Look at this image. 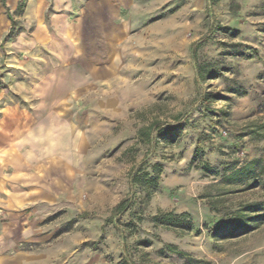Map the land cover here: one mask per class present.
<instances>
[{
    "label": "rangeland",
    "instance_id": "1",
    "mask_svg": "<svg viewBox=\"0 0 264 264\" xmlns=\"http://www.w3.org/2000/svg\"><path fill=\"white\" fill-rule=\"evenodd\" d=\"M21 2L0 0L2 89L7 73L39 80L49 51L70 42L97 61L55 105L53 131L35 136L38 163L23 172L36 177L38 199L22 202L11 256L264 264V0H33L19 16ZM17 31L22 40L11 41ZM35 34L54 47L35 43L33 63L15 71L8 52ZM170 124L185 127L157 137ZM151 127L149 140L141 131ZM168 213L187 214L194 230L154 223ZM237 218L236 230L227 222Z\"/></svg>",
    "mask_w": 264,
    "mask_h": 264
},
{
    "label": "crops",
    "instance_id": "2",
    "mask_svg": "<svg viewBox=\"0 0 264 264\" xmlns=\"http://www.w3.org/2000/svg\"><path fill=\"white\" fill-rule=\"evenodd\" d=\"M31 1L33 0L28 1L26 9ZM68 25V23L65 25L66 29ZM22 34L23 31H19L11 41H21ZM25 43L26 49L8 52L10 62L14 65L11 67L14 69L19 63H26L27 67L33 63L30 59L36 55L35 43L38 46L42 43L52 44L54 47L51 38L39 37L38 34L32 35ZM20 45L23 47V43ZM66 47L68 50L65 53L61 51L57 56H55L57 51L53 49L49 51L50 55H46L47 61L53 65L39 77V80L37 74L35 76L33 73L30 74L32 81L37 80L35 83L27 79L26 81L12 79L10 73H7L3 81L6 79L8 85L5 84V88L2 89L1 83L5 81L0 80V88L3 90L0 91V264H21L20 260L11 254L19 242L17 234L21 230L17 231V219L23 206L22 202L38 199V191L34 188L36 177L33 179L28 173L29 171L31 173L38 163L36 155L38 141L35 136H38L40 130L45 135L53 131L55 105L64 100L66 90L72 86L74 88L81 86L82 74L89 72V67L97 61L89 50L84 54L79 42H70ZM55 57L60 60L57 69L54 66ZM39 59L42 61L44 58L39 56ZM82 61H87V65L85 63L81 65ZM40 64L43 65V62ZM15 71L22 70L17 68ZM8 93L17 96L9 97ZM24 169L28 171L26 174L23 172Z\"/></svg>",
    "mask_w": 264,
    "mask_h": 264
},
{
    "label": "trees",
    "instance_id": "3",
    "mask_svg": "<svg viewBox=\"0 0 264 264\" xmlns=\"http://www.w3.org/2000/svg\"><path fill=\"white\" fill-rule=\"evenodd\" d=\"M29 0H22V2L19 5V9L20 11L18 12L19 16H22L26 10L27 7V3ZM5 2V1H4ZM8 18L12 21V23L15 25V20L14 18L10 15V13L8 12ZM19 31L15 32L13 35H15L16 33H18ZM209 79H217L218 77H220L219 74H217L216 72H209L208 73ZM199 75L200 77H204L205 74L202 70V68L199 69ZM205 79V78H203ZM209 102V99L206 101V103ZM184 125L181 126H176V125H168V126H164V127H158L157 130V137L160 138H169L172 137L174 134H177L179 132H181V130L184 128ZM153 132V128H149V132L145 133L143 130L141 131V135L147 137L149 140L151 139V133ZM207 136V134L203 133L200 137V139L198 140V146H197V152H199V149L201 147L202 142L204 141L205 137ZM199 157V153L196 155V158ZM209 166L206 164L204 165L203 169L205 171L209 170ZM150 181H154V178H151ZM153 221L156 225L158 226H164L167 228H174V229H181L185 232H191L194 230V226L192 221L189 219V216L187 214H182L180 216L174 215L172 213H168V214H160L157 215L153 218ZM229 225H232L236 230L238 228H243V222L237 218L236 220H233L232 222L228 223ZM222 227H224V225H220L219 229H222ZM248 229V228H247ZM250 230V229H248ZM171 250L173 249L174 251H176V249L173 246H168ZM179 255H182V253L180 252H176ZM120 264H136L133 261H130L128 258H123L122 261L120 262Z\"/></svg>",
    "mask_w": 264,
    "mask_h": 264
}]
</instances>
